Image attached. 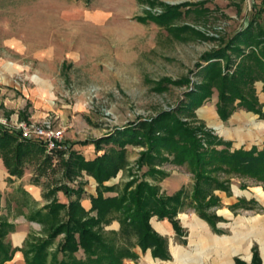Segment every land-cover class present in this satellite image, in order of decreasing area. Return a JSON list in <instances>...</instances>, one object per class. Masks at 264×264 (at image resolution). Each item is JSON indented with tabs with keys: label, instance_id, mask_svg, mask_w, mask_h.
<instances>
[{
	"label": "rangeland",
	"instance_id": "rangeland-1",
	"mask_svg": "<svg viewBox=\"0 0 264 264\" xmlns=\"http://www.w3.org/2000/svg\"><path fill=\"white\" fill-rule=\"evenodd\" d=\"M181 4L188 5L181 6L180 15L168 24L155 22L154 18L165 12L164 5ZM250 21L256 30L264 32V1L0 0V121L4 123L0 126L11 129L18 122L40 125L49 120L52 127L63 131L60 148L43 151L44 156L52 158L48 166L41 169L34 162L26 163L22 173L28 175L27 180L14 181V185L4 181L6 189L0 197L5 206L0 208V217L20 222L27 230L43 235L41 226L24 219L36 209L24 207L28 203L21 186L36 180L41 188L40 204L44 202L42 194L51 186L61 183L70 188L83 187V177H89L83 172L71 182L63 180L56 152L61 153L63 160L69 151L76 152V147L86 153L87 146L93 147L89 143L93 139L173 110L184 101V92L202 81L196 66L200 54L209 47L223 45ZM208 32L216 36L207 35ZM257 49L250 45L243 52ZM226 52L229 61L218 60L220 73L231 75L240 57ZM185 77L186 84L176 83ZM253 86L257 104L264 113V102L260 103L264 99L262 82L255 81ZM216 101L217 94L212 89L201 106L205 104L206 111L213 106L225 136L214 129L215 120H209V114L203 120L196 109L195 119L178 118L191 127L202 123L205 129L230 141L232 149L264 147V119L236 106L227 121L221 123L215 113ZM236 104L237 101L233 103ZM83 142L87 144L81 145ZM125 151L127 163L117 172L122 174L123 181L110 186L118 193L130 181L142 179L151 183L137 166L143 148L125 146ZM160 169L168 173L159 183L161 192L169 195L181 187L190 189L192 178L184 167L164 165ZM243 183L245 187L241 189L238 181L232 180L230 195L219 194L221 207L207 211L224 220L216 225L223 234L215 235L206 226L208 231L226 237L224 251H236V256L248 251L251 254L255 243L264 245V185ZM240 199L249 202L247 209H227ZM182 215L189 219L197 217L189 209L177 214L181 238L172 231L166 235L168 251L180 247L185 263L202 256L200 264H212L218 253L209 249L198 251L189 244L195 238L191 237L188 224L181 220ZM154 221L151 219V223ZM110 227L104 230L112 231ZM145 259H139L137 264H149ZM124 264L130 263L126 260Z\"/></svg>",
	"mask_w": 264,
	"mask_h": 264
},
{
	"label": "trees",
	"instance_id": "trees-1",
	"mask_svg": "<svg viewBox=\"0 0 264 264\" xmlns=\"http://www.w3.org/2000/svg\"><path fill=\"white\" fill-rule=\"evenodd\" d=\"M186 5H164L165 12L155 17V22L168 24L180 15V7ZM250 45H256L257 51L244 53V47ZM226 51L240 57L231 75L220 73L218 60L229 61ZM196 66L202 81L186 90L184 101L173 110L162 111L148 121L129 123L89 141L94 151L99 152L91 160H84L74 151H69L63 160L61 153L56 152L63 180L71 182L83 172L95 182V196L89 198L90 208L84 211L80 206V187L70 188L61 183L52 186L42 194L47 203L25 218L39 224L43 235L28 233L20 248H12L6 240L14 232V225L0 217V264H11L15 252L21 254L23 264H124L126 260H137L135 248L141 254L148 250L151 258L166 262L170 260L167 239L155 233L149 221L153 217L157 221L166 220L181 238L176 216L186 209L213 234H223L216 227L217 223L224 222L223 218L214 212L207 213L221 207L215 192L229 196L232 180H237L241 189L245 187L243 182L264 185V147L232 149L230 141L205 129L202 123L191 127L178 116L195 119L194 110L205 103L215 89V113L221 123L227 121L236 106L264 119L253 86L255 81H261L264 92V32L256 30L250 21L223 45L202 52ZM187 82L185 77L176 83ZM235 101L237 104L233 105ZM125 146L143 148L137 166L143 178L151 183L142 179L130 181L118 193L116 188L105 187L103 183L125 167ZM43 151L40 142L20 139L18 133L0 126V160L9 176L20 178L26 163L34 162L41 169L48 166L52 158L44 156ZM164 165L184 167L192 178L190 189L186 191L181 187L169 195L161 192L158 184L168 176L160 169ZM57 192L68 199L66 205L54 198ZM104 193L115 195L106 197ZM248 203L240 199L227 209L245 210ZM111 222H116L118 229L104 230ZM232 264L245 263L233 258ZM249 264H260L256 247H251Z\"/></svg>",
	"mask_w": 264,
	"mask_h": 264
},
{
	"label": "crops",
	"instance_id": "crops-1",
	"mask_svg": "<svg viewBox=\"0 0 264 264\" xmlns=\"http://www.w3.org/2000/svg\"><path fill=\"white\" fill-rule=\"evenodd\" d=\"M261 89V86H260ZM264 100V99H263ZM263 100L260 101V103L264 102ZM207 105V104H206ZM208 111L207 107H205V104L199 108H197L195 110V112L198 113V115L200 116L201 119L203 120H207V115L209 114L211 116V118H208L211 121H214V129L217 130V132H219V134L221 136H225L227 135L226 132H224L221 128V125L219 123V121H216L214 113L212 111L213 106H208ZM264 110V108H263ZM211 111V112H210ZM223 138V137H222ZM87 151L85 153V151H83L81 148H77L76 147V153L80 154L84 160H91L93 159L98 153H95L94 150H92L93 147L87 146ZM246 149V148H244ZM22 173V176L20 178H16L13 176H9L6 173V170L4 169L2 162L0 160V194L2 193V191L6 186V182H4L5 180L10 183V185H14V181H16L17 183L20 182L21 180H27L28 175ZM120 174V175H119ZM115 176V178L110 179L107 182L103 183V186L105 187H110V186H114V184H118V181L122 182L123 181V177L122 174L119 173ZM82 181L84 182L83 187H81L82 189V194L79 200L80 206L83 208L84 211H88L90 208V202H89V198L90 197H94L95 196V187L96 184L93 181L92 178L90 177H86L84 176ZM159 185V184H158ZM52 187V186H51ZM41 188L36 185V184H31L29 182L24 183L21 186V190L23 192H25L24 194H26L27 196V206L24 205V207L28 208L29 210H32V208L35 209H39L41 208L44 204L47 203L46 200L43 199V203H39L40 202V190ZM219 194H223L222 192H215V195L219 197ZM115 193H104L103 196H114ZM55 198L57 200L58 203L60 204H64L66 205L68 202V199L66 197L63 196V194L61 192H57L55 194ZM5 204V200L1 199L0 197V208H2ZM10 204L14 205V202H11ZM24 209V208H23ZM25 210V209H24ZM27 211V209H26ZM1 214V213H0ZM30 213H28L27 215H25L24 219L26 218V216H28ZM92 215V214H91ZM181 220L185 223L188 224V227L190 229V235L191 237L195 238L194 240H190L189 244L193 245V247L198 250H213L214 252H217V258L215 259V261H213L212 264H232L233 263V258H237L240 261H242L245 264H249L250 263V259H251V254L250 252H245L243 254H239V255H235L237 252L233 251L231 253H228L226 251H224V243L227 241L226 237L221 236H214L211 235L210 232L207 229V225L201 221L200 219H198L195 216H192L190 219L186 216V215H182ZM151 219H155V221L153 223H151ZM149 221V224L152 228V230L157 233L159 236L161 237H165L166 235H168L171 231L173 232L171 225L166 221V220H162V221H157L156 218H151ZM7 222H10L14 225V232L9 234L6 238V240L9 242L10 246L12 248H20L21 247V243L22 241L25 239L26 235L29 233L33 236H41V233L38 232H34L31 229H28L25 227V225L20 224V222L17 221H10L7 220ZM28 222V221H27ZM31 224H36L33 222H28ZM38 226H40L39 224H37ZM110 229L112 231H116L118 229V224L116 222H111L110 223ZM18 239V240H17ZM167 239V238H166ZM256 245V251H257V255L260 261V264H264V245ZM251 249V248H250ZM168 251V249H167ZM135 254L137 255V260L136 261H129L127 260L130 264H137V261L141 258H146L145 261H147L149 264H200L203 261L202 256H198L195 259H191L189 262H184L185 259H183V254H182V248L180 247H171L170 251H168V254L170 256V261H159L158 263H154L152 260H157V259H153L150 256L149 251H145L144 253L141 254V252L138 249H134ZM80 255V253H79ZM235 255V257H234ZM175 262V263H174ZM11 264H23V258L21 256V254L19 252H15L13 254L12 260L10 262Z\"/></svg>",
	"mask_w": 264,
	"mask_h": 264
},
{
	"label": "built area",
	"instance_id": "built-area-1",
	"mask_svg": "<svg viewBox=\"0 0 264 264\" xmlns=\"http://www.w3.org/2000/svg\"><path fill=\"white\" fill-rule=\"evenodd\" d=\"M146 9L150 10V8ZM218 29L220 28L218 27ZM207 35L216 36V34L211 32H208ZM212 48L209 47L207 50ZM246 50L247 49H245L244 52H246ZM0 124L3 125L4 123L0 121ZM8 130L18 133L20 139L40 142L46 153L60 148L59 142L62 138L63 132L60 128L52 127L49 120H43L40 125L34 123H28L25 125L24 122H18L14 123L13 127Z\"/></svg>",
	"mask_w": 264,
	"mask_h": 264
}]
</instances>
